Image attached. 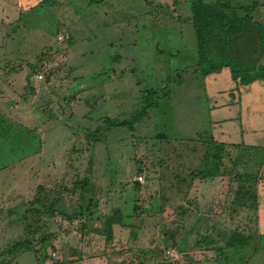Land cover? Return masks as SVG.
Here are the masks:
<instances>
[{
    "label": "rangeland",
    "instance_id": "obj_1",
    "mask_svg": "<svg viewBox=\"0 0 264 264\" xmlns=\"http://www.w3.org/2000/svg\"><path fill=\"white\" fill-rule=\"evenodd\" d=\"M194 8L250 21L200 40ZM261 28L264 0H0V264H264Z\"/></svg>",
    "mask_w": 264,
    "mask_h": 264
},
{
    "label": "trees",
    "instance_id": "obj_2",
    "mask_svg": "<svg viewBox=\"0 0 264 264\" xmlns=\"http://www.w3.org/2000/svg\"><path fill=\"white\" fill-rule=\"evenodd\" d=\"M194 4H196V1H193ZM195 10V15H196V21H195V28L197 30V34L198 37L200 38V40L202 39V34L208 29L210 23L213 20H218L221 22L222 24V28L227 31V32H231V33H238L242 30L243 26L250 21L249 18H242V19H238L236 21H233L230 17H228L225 14H221L218 13L215 9H211L210 11H208L203 19V22L201 23L198 19H199V11L197 10V8H194ZM262 31V36H261V43L263 44V52H264V30L261 28ZM204 65V64H203ZM226 66H230L231 67V71H232V77L234 80H237L238 78L242 77L246 82H251L252 80H254V77L250 76V75H243L242 73V67L241 64L237 61H233V60H223L221 63L212 66V70H217L220 69L222 67H226ZM259 76L260 78L264 79V63L261 64L259 66ZM145 101L147 102V107H151L153 105V101H152V96L151 94L148 92L145 94L144 96ZM147 109H145V111L143 113L140 114L143 115L146 112ZM116 126H120V124H116ZM92 134H90L87 138H91ZM218 157V156H216ZM83 189L86 188L87 183L83 182L82 184ZM241 238L238 237V241H240ZM20 246V243H16L13 248L11 250H9L10 253L16 251V249Z\"/></svg>",
    "mask_w": 264,
    "mask_h": 264
},
{
    "label": "crops",
    "instance_id": "obj_3",
    "mask_svg": "<svg viewBox=\"0 0 264 264\" xmlns=\"http://www.w3.org/2000/svg\"><path fill=\"white\" fill-rule=\"evenodd\" d=\"M14 252H16V251H14ZM13 253V252H12Z\"/></svg>",
    "mask_w": 264,
    "mask_h": 264
}]
</instances>
